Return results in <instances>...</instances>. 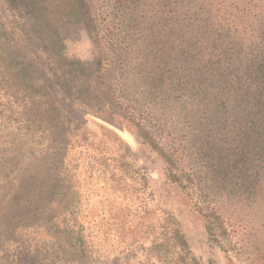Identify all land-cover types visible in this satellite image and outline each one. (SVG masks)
Returning <instances> with one entry per match:
<instances>
[{
  "label": "trees",
  "instance_id": "1",
  "mask_svg": "<svg viewBox=\"0 0 264 264\" xmlns=\"http://www.w3.org/2000/svg\"><path fill=\"white\" fill-rule=\"evenodd\" d=\"M92 1L114 58V95L102 59L58 54L61 30L83 21L81 0H0V110L13 129L0 160L18 170L0 181V264L90 259L76 166L66 159L89 156L91 171L121 188L139 175L108 124H126L164 161L165 181L226 264H264V0ZM89 124L106 127L121 152L96 141ZM39 161L51 174L45 191L23 175ZM158 203L147 226L157 263L201 264L177 215Z\"/></svg>",
  "mask_w": 264,
  "mask_h": 264
},
{
  "label": "rangeland",
  "instance_id": "2",
  "mask_svg": "<svg viewBox=\"0 0 264 264\" xmlns=\"http://www.w3.org/2000/svg\"><path fill=\"white\" fill-rule=\"evenodd\" d=\"M15 1L17 3L23 2V0ZM81 4L84 12L83 21L65 26L61 30L64 51L58 54L59 56L63 55L68 60L80 61L85 65L96 59H102L104 61L105 83L109 88V92L114 95L118 85L114 69V58L108 49L104 33L95 16L93 1L81 0ZM9 12L7 6H2V14L12 20ZM3 86L5 85L1 82L0 99ZM5 118L0 110V152L6 147L4 146L7 142L5 136L13 131L12 128L8 127ZM87 119L92 118L88 117ZM90 122H93V120H90ZM99 122L107 125L106 122ZM106 127H110L112 130L109 131L117 134L130 148L133 161H135V169L139 171V175L131 183L125 176L126 181L121 183L127 184L128 187L121 188V186L111 182L109 173L103 175L94 170L92 172L89 156L69 155L66 164L76 166L73 191L80 196L79 207L92 235V255L86 262H73L72 259L54 257L49 261L43 259L44 264H159L155 260L154 251L152 250L153 235H148L147 232L149 231L147 226L154 227L156 225L158 201L164 202L167 209L177 215L191 250L201 264H226L221 254L207 240L200 218L188 211L183 194L165 181L164 161L156 153L150 151L145 144L141 143L137 136L133 134V130L127 127L126 124L123 125L124 128L115 124H108ZM106 127L100 128L97 125L89 124L88 130L93 133L96 141L102 140L110 150L120 153L118 145L116 146L109 139ZM7 132L8 134H6ZM14 134L11 137L13 142L23 146L18 139L21 136L15 132ZM86 134L88 133L86 132ZM15 137L16 139H14ZM24 137V139H28V136ZM156 140L163 147L162 140L157 136ZM34 141L31 144L25 143L24 145L30 146L36 143ZM14 163H12L13 166ZM38 163H35V165L38 164L36 167L35 165H32L33 167L24 165L30 170L23 175H26L25 181L34 180L36 186L41 191H45L51 179V174L48 172L49 165L41 161ZM17 167L21 169L19 171L25 168L21 163H18ZM107 169L111 168L107 167ZM12 173H18L16 167H2L0 160V181L6 180L7 176H9L8 180L10 181L14 175ZM142 174L148 179L149 190L147 192L143 187ZM130 185L132 186L131 190Z\"/></svg>",
  "mask_w": 264,
  "mask_h": 264
}]
</instances>
